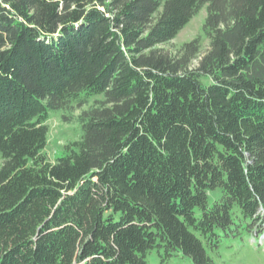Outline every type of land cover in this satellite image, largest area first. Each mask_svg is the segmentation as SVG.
<instances>
[{
    "label": "trees",
    "instance_id": "trees-1",
    "mask_svg": "<svg viewBox=\"0 0 264 264\" xmlns=\"http://www.w3.org/2000/svg\"><path fill=\"white\" fill-rule=\"evenodd\" d=\"M262 234L264 0H0V264H264Z\"/></svg>",
    "mask_w": 264,
    "mask_h": 264
},
{
    "label": "rangeland",
    "instance_id": "rangeland-1",
    "mask_svg": "<svg viewBox=\"0 0 264 264\" xmlns=\"http://www.w3.org/2000/svg\"><path fill=\"white\" fill-rule=\"evenodd\" d=\"M205 8H202L192 19L182 28L178 34L168 42L158 45L157 47L170 52H176L181 45L194 38L201 33L202 24L205 18ZM202 49L207 46V39L201 37ZM80 109H74V114H77ZM62 110L53 111L47 120L49 125L48 142L44 149L45 154L50 160H54L56 157L61 156L64 152L65 143L78 136L79 124L75 121L64 122L61 120ZM220 195V189L210 191L209 193V204H212L214 200ZM263 235V234H262ZM260 236L259 241L264 244V237ZM151 264H155V255L151 254L149 257ZM234 264H241V260H237Z\"/></svg>",
    "mask_w": 264,
    "mask_h": 264
},
{
    "label": "built area",
    "instance_id": "built-area-1",
    "mask_svg": "<svg viewBox=\"0 0 264 264\" xmlns=\"http://www.w3.org/2000/svg\"><path fill=\"white\" fill-rule=\"evenodd\" d=\"M262 236L264 237V234ZM261 243H263V242L261 241Z\"/></svg>",
    "mask_w": 264,
    "mask_h": 264
}]
</instances>
